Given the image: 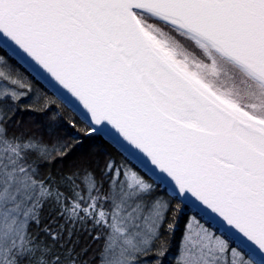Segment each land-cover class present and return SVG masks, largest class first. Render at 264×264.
I'll use <instances>...</instances> for the list:
<instances>
[{
    "label": "snow or ice",
    "instance_id": "1",
    "mask_svg": "<svg viewBox=\"0 0 264 264\" xmlns=\"http://www.w3.org/2000/svg\"><path fill=\"white\" fill-rule=\"evenodd\" d=\"M0 264H264V0H0Z\"/></svg>",
    "mask_w": 264,
    "mask_h": 264
}]
</instances>
